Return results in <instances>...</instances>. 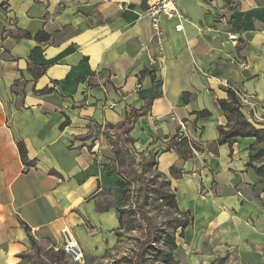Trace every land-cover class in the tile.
I'll list each match as a JSON object with an SVG mask.
<instances>
[{"label": "crops", "instance_id": "obj_1", "mask_svg": "<svg viewBox=\"0 0 264 264\" xmlns=\"http://www.w3.org/2000/svg\"><path fill=\"white\" fill-rule=\"evenodd\" d=\"M155 1L0 0V264L34 254L30 236L56 253L65 228L89 260L112 248L122 176L106 132L127 114L128 157L155 160L188 218L175 257L264 264V0H177L158 43ZM231 88L260 133L218 143Z\"/></svg>", "mask_w": 264, "mask_h": 264}, {"label": "rangeland", "instance_id": "obj_2", "mask_svg": "<svg viewBox=\"0 0 264 264\" xmlns=\"http://www.w3.org/2000/svg\"><path fill=\"white\" fill-rule=\"evenodd\" d=\"M130 156V155H129ZM134 165L136 175L124 173L129 180L126 184V194L122 197L121 205L126 210L134 211V214L124 213V227L117 233L116 243L103 257L87 259L83 253L81 262L73 263L65 255L59 257V261L52 264H187L175 257V251L171 252L172 258L162 261L156 253L146 246V241L154 234L155 240L151 244L163 248L164 234L176 235L179 229L175 228L179 220H184L172 209L165 199H159L166 190L165 180L157 174L153 168L152 158H129ZM123 171V170H122ZM132 226V229L128 227ZM41 245L40 255L34 254L24 260V264H49L51 251ZM143 251V252H142Z\"/></svg>", "mask_w": 264, "mask_h": 264}, {"label": "trees", "instance_id": "obj_3", "mask_svg": "<svg viewBox=\"0 0 264 264\" xmlns=\"http://www.w3.org/2000/svg\"><path fill=\"white\" fill-rule=\"evenodd\" d=\"M35 38L37 39H41L42 36H40V34H35L34 35ZM219 104L220 107L224 113V115H226L227 118V124L225 126V128L218 126L219 130V140L218 143H225L228 142L229 140H233L236 137H247V136H258L260 131L257 129H254L253 126L250 124L249 121H247L244 117V115H242L241 111H240V102L238 101V97L235 93V91L231 88V89H227V98L226 99H219ZM199 116H206L208 115V112L206 110H204L203 112L198 113ZM134 116V115H133ZM133 116H131V114H127L126 116V121L122 124L119 125V127L113 132V133H109L106 132V136L109 140V143L111 145L112 148V152L114 155V158L116 160V162H118L119 165V171L118 174L119 176H122L121 181H118L116 184L119 188V190H121L122 193V197H124V195L126 194V190H125V186L126 184H129V180L127 178V176L124 175V173H129L132 175H136V170L133 167V163L132 161H130L129 157H128V152L127 150L122 146L121 144V136H120V131L123 132H128L131 127L132 124L134 122V118ZM65 123V121L63 122V124ZM62 124V125H63ZM185 142H181L180 147H176L179 155L184 158V157H188L189 153H190V149L187 148V146L184 145ZM17 148L18 151L20 153V156L22 158V160L26 159V151L24 148L23 143L20 141L17 143ZM262 154H264V148H262L261 150H259L254 157H258L261 156ZM152 163L153 166L155 165V160H153L152 158ZM123 170V171H122ZM174 169H171V173H173ZM138 176V175H136ZM165 187L168 185V181H165ZM159 199H165V203H167L172 209H174V211L177 213V205L174 199V195L168 191H165L164 195H162ZM124 205V204H121ZM117 207L116 208V212L118 213V219H119V229H122L124 227V219H123V214L124 213H130L131 215L134 214V211L131 210H126V208H124L123 206ZM177 215L181 216L184 218V220H179V222L177 223V225L175 226V228H180L182 229L184 226L187 225L188 223V218L184 213H177ZM27 230L28 228L25 227ZM128 229H132V226L128 227ZM119 234V233H118ZM150 237L148 238V240L146 241V246H148L150 249H152L157 256H159V258L166 262L167 260H169L170 258H172L171 252L174 251L177 248V245H175V237L174 235L165 233L164 236V241H162V246H164L163 248H158L153 246L151 243L154 242L155 240V236L154 234H152V232L150 233ZM30 243L32 248H34L35 250V257L38 258V256L40 255V244L38 243V241H36L35 239H33L30 236ZM143 252V251H142ZM64 255L63 250L59 249L56 253H50L49 254V264H52V262L54 261H59V257H62ZM21 262L17 263V264H24V260L26 258L30 257V254L28 253H23L21 255H19ZM32 264V263H31Z\"/></svg>", "mask_w": 264, "mask_h": 264}, {"label": "built area", "instance_id": "obj_4", "mask_svg": "<svg viewBox=\"0 0 264 264\" xmlns=\"http://www.w3.org/2000/svg\"><path fill=\"white\" fill-rule=\"evenodd\" d=\"M177 0H156L153 2L147 9L145 14L150 19L151 22V39L155 42H159L162 38L161 30V16H165L169 19H180L181 14L178 10ZM176 30L181 29L180 24H176ZM229 40L236 39V35L229 34ZM2 51V49H0ZM238 97V101L242 107L251 106V102L248 101L245 96L238 90L233 89ZM62 235V246L64 255L73 263L81 262L83 258V250L79 247L78 241L75 236L69 231L68 228H65L61 231Z\"/></svg>", "mask_w": 264, "mask_h": 264}]
</instances>
